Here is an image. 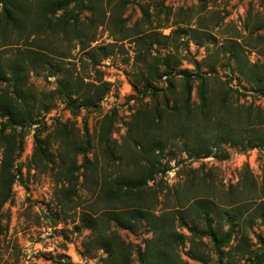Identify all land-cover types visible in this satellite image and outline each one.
Returning a JSON list of instances; mask_svg holds the SVG:
<instances>
[{
  "label": "rangeland",
  "instance_id": "rangeland-1",
  "mask_svg": "<svg viewBox=\"0 0 264 264\" xmlns=\"http://www.w3.org/2000/svg\"><path fill=\"white\" fill-rule=\"evenodd\" d=\"M15 1V23L0 3V63L25 60L35 123L0 112L23 146L0 205V264H153L148 250L167 264H250L264 248V0ZM36 51L47 63L33 68ZM64 78L107 91L77 109Z\"/></svg>",
  "mask_w": 264,
  "mask_h": 264
},
{
  "label": "trees",
  "instance_id": "trees-1",
  "mask_svg": "<svg viewBox=\"0 0 264 264\" xmlns=\"http://www.w3.org/2000/svg\"><path fill=\"white\" fill-rule=\"evenodd\" d=\"M0 3L3 4L4 15L7 21L15 23L18 21V15L15 14V11H20V7L16 5L15 0H0ZM72 3H75L77 7L83 5L84 0H55L51 2L53 5V11H58L64 8H67ZM16 5V6H15ZM66 26L62 25V30H65ZM95 36H91L90 39H94ZM138 40H141L139 37ZM90 41V40H89ZM96 49V50H95ZM94 50L100 53L101 58H105L110 55L109 48L107 46H99ZM37 54L34 59L30 61L33 68L46 64L43 52H33ZM40 60L41 64L38 63ZM95 65L98 64V60H95ZM24 66L25 60L22 59L20 62L16 59L11 60L4 67L0 63V112L4 117H7V120L11 127H21L26 124L35 123L34 111L28 106V104L23 99L22 89L25 84L24 79ZM54 73V72H53ZM203 78V76H198ZM82 84L79 85L76 82H72L66 78L59 80V88L62 92L67 94L68 101L71 105L77 109L85 108L91 109L97 107L107 91V86L105 82L96 83V82H85L82 80ZM3 84V86H2ZM10 86L14 92H11L7 89L6 86ZM190 90V89H189ZM198 92L202 101H205V92L203 87L199 86ZM15 132V131H14ZM37 148L39 150V145L41 144V139L37 138ZM243 142V141H242ZM0 146L3 148V155L0 164V205L5 204L12 195V187L15 181V160L17 159L20 150L22 149V144L19 140V137L16 133L6 132L5 129H0ZM208 153V151L200 149L199 153ZM164 171V170H163ZM130 183H133L134 180H130ZM198 205L203 209L206 216V220L211 223V218L209 216V211L211 206L206 201H198ZM142 215L149 217L148 212H140ZM264 216V211L262 212ZM119 216L115 214L112 216V219L115 221H120L121 226H125L126 222L118 219ZM156 229V224H155ZM159 233V229H158ZM230 239V236H227V241ZM108 249L109 246H107ZM153 250H148L149 256L152 258L153 264H167L169 262L168 257L165 253L160 252L158 254H153L149 252ZM127 256L122 255L120 264H128ZM155 257V258H154ZM264 263V248L254 255V259L250 264H263Z\"/></svg>",
  "mask_w": 264,
  "mask_h": 264
},
{
  "label": "built area",
  "instance_id": "built-area-1",
  "mask_svg": "<svg viewBox=\"0 0 264 264\" xmlns=\"http://www.w3.org/2000/svg\"><path fill=\"white\" fill-rule=\"evenodd\" d=\"M170 175L173 177L174 174L173 173H170Z\"/></svg>",
  "mask_w": 264,
  "mask_h": 264
}]
</instances>
